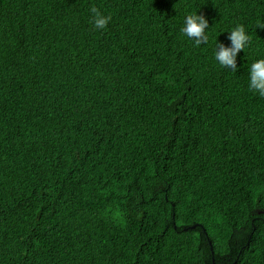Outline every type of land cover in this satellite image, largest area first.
Listing matches in <instances>:
<instances>
[{"label":"trees","instance_id":"16d2710c","mask_svg":"<svg viewBox=\"0 0 264 264\" xmlns=\"http://www.w3.org/2000/svg\"><path fill=\"white\" fill-rule=\"evenodd\" d=\"M262 24L264 0H0V264H264Z\"/></svg>","mask_w":264,"mask_h":264},{"label":"clouds","instance_id":"9594fccd","mask_svg":"<svg viewBox=\"0 0 264 264\" xmlns=\"http://www.w3.org/2000/svg\"><path fill=\"white\" fill-rule=\"evenodd\" d=\"M90 11L93 13L94 27L104 29L111 17L103 16L95 6ZM208 27V20L204 15L191 14L185 17L184 27L181 29V32L189 39L194 40L195 44L199 46L207 43L208 37L205 35V29ZM258 27L264 28V24ZM228 33L231 47H224L223 44L217 43L215 59L221 66L235 70L237 68V54L243 51L245 46L250 42V37L246 34L243 25H237ZM249 88L250 90L257 91L260 96L264 97V59L256 60L251 64Z\"/></svg>","mask_w":264,"mask_h":264},{"label":"water","instance_id":"95a60500","mask_svg":"<svg viewBox=\"0 0 264 264\" xmlns=\"http://www.w3.org/2000/svg\"><path fill=\"white\" fill-rule=\"evenodd\" d=\"M214 262V260H212Z\"/></svg>","mask_w":264,"mask_h":264}]
</instances>
